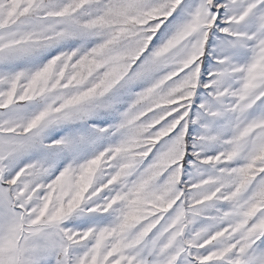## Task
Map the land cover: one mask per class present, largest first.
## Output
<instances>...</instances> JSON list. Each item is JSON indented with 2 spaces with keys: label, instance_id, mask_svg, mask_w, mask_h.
<instances>
[{
  "label": "snow or ice",
  "instance_id": "obj_1",
  "mask_svg": "<svg viewBox=\"0 0 264 264\" xmlns=\"http://www.w3.org/2000/svg\"><path fill=\"white\" fill-rule=\"evenodd\" d=\"M0 264H264V0H0Z\"/></svg>",
  "mask_w": 264,
  "mask_h": 264
}]
</instances>
